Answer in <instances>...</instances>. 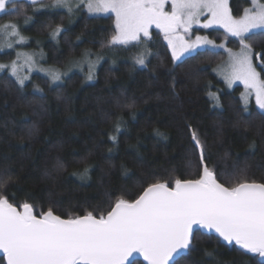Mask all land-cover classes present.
<instances>
[{
  "label": "trees",
  "instance_id": "trees-1",
  "mask_svg": "<svg viewBox=\"0 0 264 264\" xmlns=\"http://www.w3.org/2000/svg\"><path fill=\"white\" fill-rule=\"evenodd\" d=\"M16 2L24 5L31 20L25 24L24 15L3 13L0 24H18L21 34L31 38L26 47L42 46L47 63L62 67L86 50L105 51L108 57L92 82L80 72L59 84L34 74L21 86L7 69L0 71V194L13 203L52 207L62 216L107 211L117 197L134 199L155 179L195 176L198 156L189 124L206 145L210 167L218 173L243 172L241 178L264 183V114L254 101L243 111V86L229 88L216 74L225 50L199 49L184 63H174L158 29L140 48H102L114 27L112 14L93 16L81 9L71 18L63 9L38 4L37 11L28 0ZM249 5L250 0H230L237 17ZM57 26L62 31L52 39ZM193 32L225 41L222 29ZM248 42L255 53H264V34L257 31ZM226 43L239 47L235 38ZM145 47L152 52L146 68L133 59ZM14 57L15 50L5 48L0 64ZM86 166V177L74 175ZM195 243L197 250L180 257V264H264L259 254L225 245L213 234H198ZM135 261L147 264L138 257ZM0 264H6L5 259Z\"/></svg>",
  "mask_w": 264,
  "mask_h": 264
},
{
  "label": "snow or ice",
  "instance_id": "snow-or-ice-1",
  "mask_svg": "<svg viewBox=\"0 0 264 264\" xmlns=\"http://www.w3.org/2000/svg\"><path fill=\"white\" fill-rule=\"evenodd\" d=\"M28 3L37 11L39 4L41 8L65 9L69 15L81 6L93 16L114 14L112 33L102 48H140L152 39L154 27L163 34L174 63H184L186 56L200 48L224 49L228 59L220 74L228 87L237 82L243 85V111H248L253 97L259 109L264 110V53H255L248 42L257 31L264 34L261 0H250L252 6L245 8L239 17L233 14L230 0H53L51 5H45L44 0H28ZM168 5L170 9L166 10ZM3 13L24 15L25 24L31 20L24 5L16 0H0V14ZM193 25L222 29L225 41L235 38L239 51L226 47V43L218 45L208 36L196 35L192 39ZM61 31L57 26L51 36L56 38ZM26 43L18 24H0V51ZM15 55L11 64H0V71L10 69L21 86L29 79L22 69L45 71L37 68L35 54L17 51ZM150 55L151 49L145 47L134 56L135 65L146 68ZM90 56L91 52L86 51L82 60L76 62L77 67L88 64L87 80L94 78L101 59L98 55L91 60ZM46 71L51 83L61 81L63 74L58 69ZM212 97L219 103L218 95ZM121 122L122 118H118L117 132ZM188 132L198 156V170L193 178L155 179L134 199L117 197L107 211L94 209L62 216L52 207L42 210L27 201L17 204L0 194V252L4 254L0 259H5L6 264H137L132 258L138 254L147 264H180L175 257L196 251L198 234L213 232L218 240L264 258V183L241 178L243 172L218 173L209 166L206 145L196 128L189 124ZM156 135L167 138L159 131ZM110 139L115 141L116 136ZM89 171L86 166L74 175L84 178ZM220 175L234 182H221Z\"/></svg>",
  "mask_w": 264,
  "mask_h": 264
},
{
  "label": "rangeland",
  "instance_id": "rangeland-1",
  "mask_svg": "<svg viewBox=\"0 0 264 264\" xmlns=\"http://www.w3.org/2000/svg\"><path fill=\"white\" fill-rule=\"evenodd\" d=\"M261 2H264V1H262L261 0ZM53 3V1H51V3H50V5ZM252 5L250 4L248 7H246V8H249V7H251ZM51 8V7H50ZM81 9H84V10H86L87 11V9L85 8V7H83V6H81V8L79 9V10H81ZM168 9H170V5H168V6H166V10H168ZM63 10H65V9H63ZM79 10H77V11H75L72 15H69L71 18H74V16L77 14V12L79 11ZM66 11V10H65ZM67 12V11H66ZM109 14H112V13H107V14H96V15H109ZM113 16H114V14H112ZM202 20L204 19L203 17L201 18ZM62 28V27H61ZM196 28H199L197 25H193V30L194 29H196ZM155 28L153 27V29H152V32H153V30H154ZM53 31V30H52ZM196 35H201V36H205V35H202V34H195L194 32H193V34H192V39H194L195 38V36ZM51 36V35H50ZM51 38L52 39H57L58 37H56V38H53L52 36H51ZM209 39H212V38H210V37H208ZM212 40H214V39H212ZM31 41V38H27V43L26 44H28L29 42ZM215 41V43L216 44H224V43H226L225 41H222V42H217L216 40H214ZM26 44H24V45H15L14 46V48H12V49H14L15 50V53L17 52V51H20V52H25V53H29V54H35V59H36V61H37V68H43V69H45V71H38V70H36V69H33V70H31V71H29L27 68H24V69H22V72H23V74H27V75H29V79H31V77H32V75H34V74H41V75H44V76H46V77H48L49 78V80H50V77L47 75V71L46 70H48V69H52V68H54V69H58L63 75H62V79H61V81H58V82H56V83H52V84H59V83H62L63 81H64V79L68 76V75H70L71 73H74V72H80V73H82V74H84L85 75V79H86V81L87 82H92L93 80H94V78L92 79V80H87V72L89 71V67H88V64L87 63H83L82 65H81V67H77L76 66V62L77 61H81L82 60V58H83V55H84V53L86 52V51H90L91 52V56H90V59L91 60H96V58H97V56L99 55L100 57H101V59L99 60V63L97 64V66H96V70H97V68H98V66L108 57V53L107 52H93V51H91V50H86L85 52H83L80 56H76V57H73L72 59H70L64 66H57V65H53V64H49V63H47L46 62V52H45V50L42 48V46H40V45H37V46H34L33 48H31V47H26ZM226 47H228V48H231L233 51H239V47H235V48H233V47H229L228 45H227V43H226ZM200 49H207V48H200ZM199 50V49H198ZM215 50H224V49H215ZM41 54H42V56H43V58H41ZM16 59V55H15V57H14V59L13 60H15ZM227 59H228V57L226 56V58L220 63V64H218L216 67H215V72H216V74L221 78V79H223V76L220 74V69H221V66H223L224 64H225V62L227 61ZM12 60V61H13ZM11 61V62H12ZM11 62L10 63H7V64H11ZM96 70H95V73H96ZM7 71L10 73V69H7ZM94 77H95V75H94ZM224 80V79H223ZM225 82V81H224ZM226 83V82H225ZM227 85V84H226ZM236 85H242L240 82H237L236 84H234L232 87H234V86H236ZM243 86V85H242ZM232 87H229V88H232ZM245 91V89H244V87H243V91H242V93ZM214 94H216V93H214ZM217 95V94H216ZM252 101H254V103H255V99H254V97L253 98H250V100H249V104L252 102ZM248 104V105H249ZM256 104V103H255ZM259 108V107H258ZM261 110V109H260ZM263 112H264V110H262Z\"/></svg>",
  "mask_w": 264,
  "mask_h": 264
},
{
  "label": "water",
  "instance_id": "water-1",
  "mask_svg": "<svg viewBox=\"0 0 264 264\" xmlns=\"http://www.w3.org/2000/svg\"><path fill=\"white\" fill-rule=\"evenodd\" d=\"M203 232H204V230H202ZM209 234H213V235H216L217 236V234H215L214 232L213 233H209ZM225 245H228V244H226V242H224L223 240H221ZM232 245H234V244H232ZM4 256V254L2 253V252H0V257H3ZM140 258L141 260H143L144 262H146L147 263V261H145L144 260V258H143V256L142 255H134V257L132 258V259H135V258ZM181 256H177V257H175V259L176 260H178L179 258H180ZM261 258V260L262 261H264V258H262V257H260ZM5 263H6V260H5Z\"/></svg>",
  "mask_w": 264,
  "mask_h": 264
}]
</instances>
